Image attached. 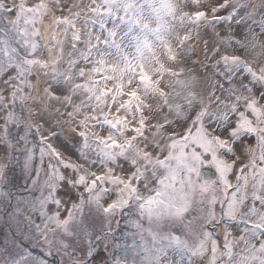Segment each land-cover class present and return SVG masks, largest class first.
<instances>
[{"label":"snow or ice","instance_id":"obj_1","mask_svg":"<svg viewBox=\"0 0 264 264\" xmlns=\"http://www.w3.org/2000/svg\"><path fill=\"white\" fill-rule=\"evenodd\" d=\"M0 146L39 191L3 264H264V0H0Z\"/></svg>","mask_w":264,"mask_h":264},{"label":"rangeland","instance_id":"obj_2","mask_svg":"<svg viewBox=\"0 0 264 264\" xmlns=\"http://www.w3.org/2000/svg\"><path fill=\"white\" fill-rule=\"evenodd\" d=\"M44 55L47 56V52H44ZM19 110V109H17ZM15 133L13 132V137ZM78 137H75V143L78 140ZM63 151V150H62ZM66 156L71 157L72 159H76L78 156L77 152V143H76V158H73L74 156L71 155L70 151L66 152L63 151ZM18 155V153H14V156ZM23 163V158L21 157V165ZM9 178L11 179V183L5 185V188L9 191H11V204H9V201L6 199L0 198V247L4 246V241L7 239L9 241V244L13 242L14 238H22L24 235H27L29 233V229L31 225L29 224V220L26 218L28 215V205L25 203V201H29L32 199L33 196H38L39 191L38 187L37 189L31 188V181H28V187H25V179L21 176L20 167L16 166L15 161H13V164L9 170ZM213 178V177H211ZM40 179H43V173H41ZM233 182H235V179L233 177ZM64 194V193H62ZM251 201L248 202L250 205ZM19 207L21 209V212L19 214H16L14 212L15 207ZM216 211L219 213L220 211V205H216ZM203 215L201 212H197V216ZM34 219H36L37 223H40V220L38 216H35ZM120 224L117 229L116 221L113 220L112 222V228L116 230V241L123 245L124 239H125V232H131L134 231V229L130 228V226L126 223L127 217L120 218ZM132 219H138V217L135 216V214H132ZM144 224V227H147V221L144 220L142 222ZM195 223V221H194ZM76 231H80L81 229H86L88 231H91L94 233L93 240H95V235H103V233L107 230L105 227V221L102 217L98 216L94 210L85 211L84 215V223L80 224L79 226H74ZM181 234H183V231L181 230ZM238 234V231H237ZM217 235H220L219 232ZM128 243H131L132 238L131 236H128ZM78 240L80 243L78 244ZM220 240L222 242L223 237L220 235ZM110 247L108 251L106 252L104 250V243L100 244V249L102 250L104 254V261L109 258V254L114 250L113 247H111L113 241L110 238L108 241H106ZM68 243H70L73 247L76 248L77 252H81L84 250V243L82 237H72L68 238ZM29 247L32 248L33 252H39L38 248H35L32 246L31 243L28 244ZM11 251L15 252L18 251L17 249L10 248ZM71 251V249H69ZM120 256H123V252L117 253ZM40 255H43V253H40ZM4 256L0 255V264H3ZM49 264H71V261L67 256H61L56 253L55 247L53 248V255L50 257H47Z\"/></svg>","mask_w":264,"mask_h":264},{"label":"bare ground","instance_id":"obj_3","mask_svg":"<svg viewBox=\"0 0 264 264\" xmlns=\"http://www.w3.org/2000/svg\"><path fill=\"white\" fill-rule=\"evenodd\" d=\"M57 143L61 147V150L66 152L70 151L71 155L74 156L73 158H76L77 156L76 143H75V136L73 134H71L66 130L65 134L59 138ZM6 151H8V149H6L4 146H0V155H3ZM104 257L105 256L102 250L99 248L96 255V260L98 262H101L102 264V262L104 261Z\"/></svg>","mask_w":264,"mask_h":264},{"label":"water","instance_id":"obj_4","mask_svg":"<svg viewBox=\"0 0 264 264\" xmlns=\"http://www.w3.org/2000/svg\"><path fill=\"white\" fill-rule=\"evenodd\" d=\"M202 173L206 174V178H211L213 177L214 170L208 167L202 168L201 169Z\"/></svg>","mask_w":264,"mask_h":264}]
</instances>
